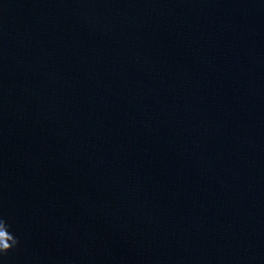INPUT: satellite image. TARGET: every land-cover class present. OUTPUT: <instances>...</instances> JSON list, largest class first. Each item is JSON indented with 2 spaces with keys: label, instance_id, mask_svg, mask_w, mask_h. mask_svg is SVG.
Wrapping results in <instances>:
<instances>
[{
  "label": "water",
  "instance_id": "water-1",
  "mask_svg": "<svg viewBox=\"0 0 264 264\" xmlns=\"http://www.w3.org/2000/svg\"><path fill=\"white\" fill-rule=\"evenodd\" d=\"M0 264H264V0H0Z\"/></svg>",
  "mask_w": 264,
  "mask_h": 264
},
{
  "label": "clouds",
  "instance_id": "clouds-1",
  "mask_svg": "<svg viewBox=\"0 0 264 264\" xmlns=\"http://www.w3.org/2000/svg\"><path fill=\"white\" fill-rule=\"evenodd\" d=\"M10 227L7 220L0 216V255L6 254L19 243L16 236L9 230Z\"/></svg>",
  "mask_w": 264,
  "mask_h": 264
}]
</instances>
